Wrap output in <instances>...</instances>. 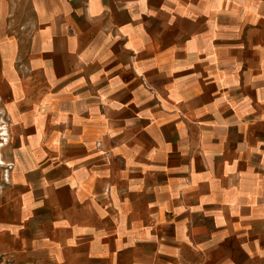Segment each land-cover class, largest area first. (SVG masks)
Returning a JSON list of instances; mask_svg holds the SVG:
<instances>
[{"label":"crops","instance_id":"obj_1","mask_svg":"<svg viewBox=\"0 0 264 264\" xmlns=\"http://www.w3.org/2000/svg\"><path fill=\"white\" fill-rule=\"evenodd\" d=\"M21 54L24 88L80 90L45 116L76 149L125 139L0 196V264H264V0H0L1 95Z\"/></svg>","mask_w":264,"mask_h":264},{"label":"rangeland","instance_id":"obj_2","mask_svg":"<svg viewBox=\"0 0 264 264\" xmlns=\"http://www.w3.org/2000/svg\"><path fill=\"white\" fill-rule=\"evenodd\" d=\"M25 60L22 54L15 58V71L6 74L8 88L3 90L6 96L0 92V196L27 185L35 190L50 183L68 188L70 184L65 183L70 182V178L80 182L88 172L95 173V177L101 180L107 171H111L109 147L110 151L113 150L125 138L116 136L113 141H107L94 136L93 143L87 144L88 149H76L86 144L77 143V139L69 135L70 122L58 121L57 116V120H53V116H50L51 120H45V116L60 111L68 114L72 107L70 101L81 95L80 90L61 89L60 92L53 87H40L38 82L24 88V80L29 75ZM102 91L105 94V89H95V95L101 97ZM134 91L137 93V89ZM56 99L62 103L54 104ZM94 109L99 113L102 105L97 104ZM79 185L77 183L73 188L76 190ZM66 191L69 190L62 192ZM103 192L109 194L101 183L93 186V196H102ZM60 201L68 206L71 199L63 195Z\"/></svg>","mask_w":264,"mask_h":264}]
</instances>
